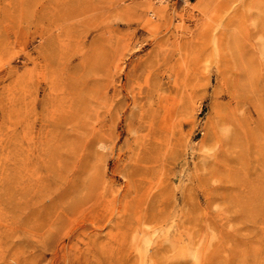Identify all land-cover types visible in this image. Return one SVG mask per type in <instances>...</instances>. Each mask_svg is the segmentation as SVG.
Instances as JSON below:
<instances>
[{
  "label": "rangeland",
  "instance_id": "1",
  "mask_svg": "<svg viewBox=\"0 0 264 264\" xmlns=\"http://www.w3.org/2000/svg\"><path fill=\"white\" fill-rule=\"evenodd\" d=\"M0 264H264V0H0Z\"/></svg>",
  "mask_w": 264,
  "mask_h": 264
},
{
  "label": "built area",
  "instance_id": "2",
  "mask_svg": "<svg viewBox=\"0 0 264 264\" xmlns=\"http://www.w3.org/2000/svg\"><path fill=\"white\" fill-rule=\"evenodd\" d=\"M165 1H178V0H165ZM181 1H186V0H181Z\"/></svg>",
  "mask_w": 264,
  "mask_h": 264
},
{
  "label": "bare ground",
  "instance_id": "3",
  "mask_svg": "<svg viewBox=\"0 0 264 264\" xmlns=\"http://www.w3.org/2000/svg\"><path fill=\"white\" fill-rule=\"evenodd\" d=\"M207 2L209 1V0H206Z\"/></svg>",
  "mask_w": 264,
  "mask_h": 264
}]
</instances>
